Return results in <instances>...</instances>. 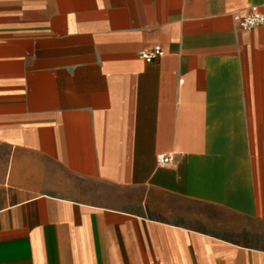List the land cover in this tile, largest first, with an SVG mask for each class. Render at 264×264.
Segmentation results:
<instances>
[{"label": "crops", "instance_id": "obj_1", "mask_svg": "<svg viewBox=\"0 0 264 264\" xmlns=\"http://www.w3.org/2000/svg\"><path fill=\"white\" fill-rule=\"evenodd\" d=\"M253 7L0 0V264H264Z\"/></svg>", "mask_w": 264, "mask_h": 264}, {"label": "built area", "instance_id": "obj_2", "mask_svg": "<svg viewBox=\"0 0 264 264\" xmlns=\"http://www.w3.org/2000/svg\"><path fill=\"white\" fill-rule=\"evenodd\" d=\"M240 28L243 31H249L259 25L264 24V13L257 7H253L250 12L239 19ZM164 55V49L160 44H155L150 48L139 51L138 56L147 63H152ZM173 160L171 154L158 156L161 164H170Z\"/></svg>", "mask_w": 264, "mask_h": 264}]
</instances>
